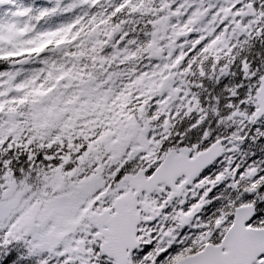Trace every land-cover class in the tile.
<instances>
[{
  "label": "snow or ice",
  "instance_id": "obj_1",
  "mask_svg": "<svg viewBox=\"0 0 264 264\" xmlns=\"http://www.w3.org/2000/svg\"><path fill=\"white\" fill-rule=\"evenodd\" d=\"M0 264H264V0H0Z\"/></svg>",
  "mask_w": 264,
  "mask_h": 264
}]
</instances>
